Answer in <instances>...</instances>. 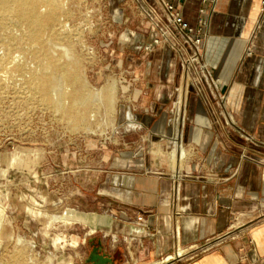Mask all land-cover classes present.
Masks as SVG:
<instances>
[{"label": "crops", "instance_id": "crops-1", "mask_svg": "<svg viewBox=\"0 0 264 264\" xmlns=\"http://www.w3.org/2000/svg\"><path fill=\"white\" fill-rule=\"evenodd\" d=\"M200 6L184 3L192 25ZM138 33L139 46L152 39L149 20ZM179 43L135 51L115 72L128 89L115 118L114 173L110 182H92L113 208L107 221L98 217L103 235L89 238L88 264L95 247L113 259L109 264H264L261 0H218L209 16L201 59L217 85L198 64L183 66L190 51ZM177 98L181 115L173 111ZM140 214L144 224L135 221Z\"/></svg>", "mask_w": 264, "mask_h": 264}, {"label": "rangeland", "instance_id": "rangeland-1", "mask_svg": "<svg viewBox=\"0 0 264 264\" xmlns=\"http://www.w3.org/2000/svg\"><path fill=\"white\" fill-rule=\"evenodd\" d=\"M63 7L58 27L66 22L68 37L48 45L71 64L77 82L54 74L55 83L85 91L91 101L75 107L96 115L67 118L32 97L24 85L30 72H8L0 63V264H88L89 238H102L99 218L107 221L113 208L106 196L97 197L92 182L112 179L109 163L120 140L115 118L121 91L128 89L115 72L130 65L131 53L147 51L137 36L149 19L138 0H63ZM8 31L23 37L12 23ZM30 46L24 41L15 49L26 70L34 67ZM113 82L112 98L97 104L91 97Z\"/></svg>", "mask_w": 264, "mask_h": 264}, {"label": "bare ground", "instance_id": "bare-ground-1", "mask_svg": "<svg viewBox=\"0 0 264 264\" xmlns=\"http://www.w3.org/2000/svg\"><path fill=\"white\" fill-rule=\"evenodd\" d=\"M63 10V0H0V25L2 27V32H0V63H2L3 69L5 66L6 69L8 68V72H30L29 77L24 79V85L32 92V97L40 99L56 109V111L62 110L63 114L69 118L75 115H86L89 112L87 111L88 109L82 111L80 108V111L75 106L78 103L86 105L91 100L85 91L80 92L81 88L76 93L71 91L68 86L62 87L60 83H55L54 74L61 76V78L63 77L64 83L77 82V77L73 75L71 64L62 61L61 57L55 55L48 45L49 41H57L68 37L64 33L68 29L66 22L59 26L62 27L61 29H58L61 21L59 14ZM10 23L21 30L23 37H18L8 31ZM24 41H28L31 44L28 55L34 64V67L28 70H26L24 65L22 52L15 53L17 51L15 50L16 48L20 51ZM109 85L103 91H98L95 96L91 97L98 100L97 104L104 97L108 98L110 96L108 99L112 98ZM70 98L72 99L71 102ZM95 113L90 111L89 118L94 119ZM79 126L84 128V126ZM73 127L75 128L76 124ZM70 216L75 217L73 213Z\"/></svg>", "mask_w": 264, "mask_h": 264}, {"label": "built area", "instance_id": "built-area-1", "mask_svg": "<svg viewBox=\"0 0 264 264\" xmlns=\"http://www.w3.org/2000/svg\"><path fill=\"white\" fill-rule=\"evenodd\" d=\"M187 0H154L156 5L143 6L145 13L154 31L152 39L144 45L145 50L151 51L163 42L170 44L171 48L180 49L179 39L183 41L190 52L183 56V66L189 70L192 64H198L197 68L202 76L208 78L217 85V78H213L207 64L202 61V49L205 38V28L208 18L213 13L218 0H200L196 24H190L184 17L183 7ZM157 8H160L161 12ZM261 15L264 16V0H261ZM176 108L173 111L181 115L182 99L175 101ZM176 146H181L178 137ZM136 222L144 224L146 219L143 214L136 216Z\"/></svg>", "mask_w": 264, "mask_h": 264}, {"label": "water", "instance_id": "water-1", "mask_svg": "<svg viewBox=\"0 0 264 264\" xmlns=\"http://www.w3.org/2000/svg\"><path fill=\"white\" fill-rule=\"evenodd\" d=\"M89 261L94 264H109L113 259L106 253L100 252L98 247H95L89 256Z\"/></svg>", "mask_w": 264, "mask_h": 264}]
</instances>
